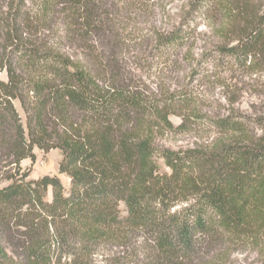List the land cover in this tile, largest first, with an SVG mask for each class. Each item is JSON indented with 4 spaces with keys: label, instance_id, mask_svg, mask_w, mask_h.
<instances>
[{
    "label": "trees",
    "instance_id": "obj_1",
    "mask_svg": "<svg viewBox=\"0 0 264 264\" xmlns=\"http://www.w3.org/2000/svg\"><path fill=\"white\" fill-rule=\"evenodd\" d=\"M5 3L0 264H97L100 246L130 244L108 264H193L218 246H226L219 260L238 247L253 248L264 264V115L213 118L220 138L206 147H159V132L183 130L168 117L188 104L186 96L109 84L31 34L34 12L49 15L57 0ZM213 6L224 17L219 60L264 73V9L251 0L233 7L194 0L192 11L209 17ZM193 32L181 22L159 37V46L180 49ZM36 147L61 151L68 190L57 175L30 178L22 161H35Z\"/></svg>",
    "mask_w": 264,
    "mask_h": 264
},
{
    "label": "rangeland",
    "instance_id": "obj_2",
    "mask_svg": "<svg viewBox=\"0 0 264 264\" xmlns=\"http://www.w3.org/2000/svg\"><path fill=\"white\" fill-rule=\"evenodd\" d=\"M193 1L57 0L49 15L41 19L35 8L32 10L30 32L81 60L109 84L129 85L156 97L174 92L186 96L188 104H179L168 117L173 125L183 124V130L159 132L156 143L174 150L206 147L220 138L213 118L231 113L264 115L260 84L264 73L255 74L219 60L216 50L223 41L219 32L222 10L213 6L211 16L198 17L192 11ZM216 1L233 7L240 0ZM251 1L264 9V0ZM3 4L5 0H0V15ZM181 22L194 29L188 43L175 51L159 46V37ZM0 79H6L5 71H0ZM34 152L35 161H22L23 168L30 170V178L57 175L68 190L70 179L59 172L61 151L36 147ZM122 215H126L124 207ZM131 245H102L95 261L108 264L130 252ZM225 248L203 252L193 264H257L260 260L257 250L239 247L219 260Z\"/></svg>",
    "mask_w": 264,
    "mask_h": 264
}]
</instances>
